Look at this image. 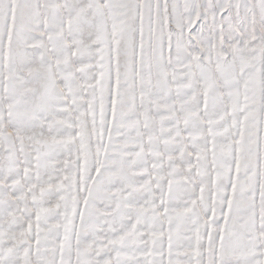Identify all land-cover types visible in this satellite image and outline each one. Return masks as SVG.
<instances>
[{
	"label": "snow or ice",
	"instance_id": "1",
	"mask_svg": "<svg viewBox=\"0 0 264 264\" xmlns=\"http://www.w3.org/2000/svg\"><path fill=\"white\" fill-rule=\"evenodd\" d=\"M0 264H264V0H0Z\"/></svg>",
	"mask_w": 264,
	"mask_h": 264
}]
</instances>
